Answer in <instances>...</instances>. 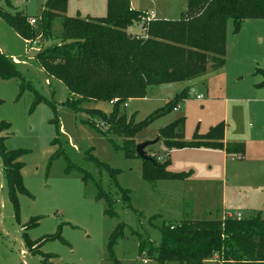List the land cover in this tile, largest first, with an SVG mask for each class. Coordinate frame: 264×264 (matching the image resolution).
<instances>
[{"label": "rangeland", "instance_id": "374dc122", "mask_svg": "<svg viewBox=\"0 0 264 264\" xmlns=\"http://www.w3.org/2000/svg\"><path fill=\"white\" fill-rule=\"evenodd\" d=\"M129 1L132 8L154 13L158 20H178L188 6V0ZM107 2L68 0L66 15L103 18ZM44 5L45 0H12L11 5L0 0L2 10L12 16L27 15L36 29ZM30 18L36 23L31 24ZM58 21L55 34L60 32ZM128 33L145 35L141 23ZM53 42L41 36L27 42L0 18V49L33 88L21 93L18 79L0 80V122L9 125L0 133V264H158L147 253L141 254L139 246L142 240L158 246L164 223L248 218L257 213L264 218V88H257L264 80L258 73L264 70V19L244 22L238 34L228 22L223 66L189 81L153 86L146 98L129 100L126 108L121 107L127 117L135 115L136 123L145 122L187 89L181 110L153 120L136 136V145L157 141L146 149L149 157L161 162L169 158L172 172H190L184 179L153 184L143 177V160L127 156L119 147L120 137L113 135L110 141L104 135L108 125L97 122L95 128L84 123L89 120L85 111L76 113L65 104L68 90L36 59L37 52ZM35 92L52 106L37 103ZM83 107L107 116L113 110L109 102ZM179 118H185L188 142L224 124L226 140L245 145L244 157L209 149L169 151L158 138L159 131ZM1 147L23 152L19 160L27 193L17 194L18 213L10 200ZM89 154L108 168L98 166ZM110 169L118 171L117 184ZM121 189L129 191V201ZM100 191L112 196L113 217L105 212L106 201L98 199ZM34 220L35 226L27 229ZM120 225L125 226L124 234L111 256L109 237Z\"/></svg>", "mask_w": 264, "mask_h": 264}, {"label": "trees", "instance_id": "16d2710c", "mask_svg": "<svg viewBox=\"0 0 264 264\" xmlns=\"http://www.w3.org/2000/svg\"><path fill=\"white\" fill-rule=\"evenodd\" d=\"M12 0H7L11 5ZM68 0H45L41 10L39 28L31 27L29 17L16 12L14 16L0 7L3 19L22 39L32 41L37 37L52 39L51 45L39 50L36 59L45 73L60 80L68 90L65 104L76 113L85 111L89 120L84 123L98 128L97 122L108 125L104 135L123 140L120 147L129 157H138L135 138L153 120L162 115L181 110L180 104L188 99L187 89L177 94L164 108L154 112L145 122L136 123L135 115L127 117L121 109L127 101L144 99L153 86L195 79L224 65L227 52L228 22L238 34L243 23L264 19V0H188L185 12L178 20L145 21L147 11L133 9L129 0H108L107 14L103 18H82L66 15ZM60 32L55 34V23ZM141 23L145 35L133 36L128 30ZM260 70V69H259ZM258 73L263 75L264 70ZM18 79L20 92L32 90L17 68V64L0 51V80ZM264 88V80L257 85ZM36 102L46 101L37 92ZM118 99L109 116L101 110L84 108L87 103L109 102ZM185 118H179L159 131L169 150L210 149L224 151L229 157H244L243 143H225L224 124L211 127L205 135H195L185 141ZM9 125L0 122V133ZM3 140V139H0ZM23 152H10L1 147L10 200L18 213L17 194H26L21 175ZM90 158L93 157L89 154ZM143 160V177L153 184L160 179H184L190 172H172L169 158L159 161ZM98 166L108 168L91 158ZM72 165L70 168L72 169ZM112 182L117 184L118 171L111 170ZM87 173L84 180H87ZM129 201V191L122 190ZM106 214L116 215L111 195L100 191ZM34 220L28 228L34 227ZM125 226L120 225L110 235L108 249H113L123 237ZM161 242L154 246L142 240L141 254L147 253L158 264H264V218L257 213L248 218L227 217L223 220L186 219L177 223H164L160 229ZM58 238V237H54Z\"/></svg>", "mask_w": 264, "mask_h": 264}, {"label": "water", "instance_id": "95a60500", "mask_svg": "<svg viewBox=\"0 0 264 264\" xmlns=\"http://www.w3.org/2000/svg\"><path fill=\"white\" fill-rule=\"evenodd\" d=\"M156 140L153 141V142H143V143H139L137 146H136V153H137V156L142 159V160H145V161H151L152 158L149 157L146 153V149L149 147V146H153L156 144Z\"/></svg>", "mask_w": 264, "mask_h": 264}, {"label": "built area", "instance_id": "2783aa9c", "mask_svg": "<svg viewBox=\"0 0 264 264\" xmlns=\"http://www.w3.org/2000/svg\"><path fill=\"white\" fill-rule=\"evenodd\" d=\"M154 18H155V14L154 13H151L150 15L148 14L147 17L144 18V20L145 21H150V20H152ZM30 23L31 24H35L36 23V19L35 18H31L30 19ZM197 99H199V100L202 99V96H197ZM117 102H118V99H113L112 101H110V104L111 105H114ZM124 107L126 108L127 107V104H124ZM175 110H178V108H176ZM235 217L238 218V219H241L242 218L240 215H236ZM146 262H147V260H144V263H146Z\"/></svg>", "mask_w": 264, "mask_h": 264}, {"label": "crops", "instance_id": "0c3cea01", "mask_svg": "<svg viewBox=\"0 0 264 264\" xmlns=\"http://www.w3.org/2000/svg\"><path fill=\"white\" fill-rule=\"evenodd\" d=\"M134 9V8H133ZM31 19V18H30ZM156 19V18H155ZM142 36V35H141ZM0 51L1 52H3L1 49H0ZM4 53V52H3ZM136 139V138H135ZM224 142L225 143H229L227 140H226V130H225V137H224ZM210 150V149H209ZM224 154H225V152L224 151H222ZM226 155V154H225ZM227 157H229L228 155H226ZM243 218V217H242ZM210 263H215L216 261L215 260H210L209 261Z\"/></svg>", "mask_w": 264, "mask_h": 264}]
</instances>
